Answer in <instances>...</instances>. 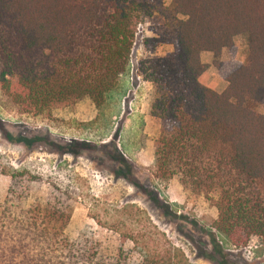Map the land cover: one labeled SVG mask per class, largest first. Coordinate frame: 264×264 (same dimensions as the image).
<instances>
[{
    "label": "trees",
    "instance_id": "1",
    "mask_svg": "<svg viewBox=\"0 0 264 264\" xmlns=\"http://www.w3.org/2000/svg\"><path fill=\"white\" fill-rule=\"evenodd\" d=\"M145 17L157 34L148 43L173 46L145 63L150 115L162 125L153 144L156 177L213 201V227L230 243L245 247L257 237L264 247V0H0L2 91L26 114L85 98L101 108L128 71ZM240 35L247 49L226 89L204 86L202 53H212L221 71L223 51L233 52ZM10 176L0 205V264H114L93 239L67 235L68 193L51 185L46 204H30L36 177L27 170Z\"/></svg>",
    "mask_w": 264,
    "mask_h": 264
},
{
    "label": "rangeland",
    "instance_id": "2",
    "mask_svg": "<svg viewBox=\"0 0 264 264\" xmlns=\"http://www.w3.org/2000/svg\"><path fill=\"white\" fill-rule=\"evenodd\" d=\"M170 5L172 0H153ZM152 20L138 25L128 71L101 108L89 98L42 114H26L2 91L0 84V205L11 174L30 171L35 177L30 204H46L51 185L68 193L73 206L66 233L85 236L100 247L103 260L114 264H264L257 237L239 247L214 229L218 209L177 179L156 177L153 144L161 121L150 115L152 85L146 61L173 51L156 38ZM247 38L224 50L225 77L244 59ZM224 57V58H223ZM264 115V104L259 108ZM122 160L131 167L122 164ZM223 248L220 256L213 237ZM153 260H146V255Z\"/></svg>",
    "mask_w": 264,
    "mask_h": 264
},
{
    "label": "crops",
    "instance_id": "3",
    "mask_svg": "<svg viewBox=\"0 0 264 264\" xmlns=\"http://www.w3.org/2000/svg\"><path fill=\"white\" fill-rule=\"evenodd\" d=\"M201 61L203 64L208 65V69L201 76L200 82L216 92H223L227 87V82L220 76L218 70L213 65L214 55L210 52H204L201 55Z\"/></svg>",
    "mask_w": 264,
    "mask_h": 264
}]
</instances>
